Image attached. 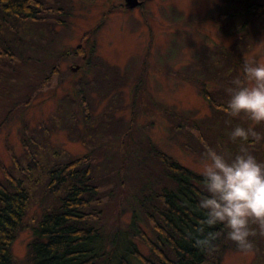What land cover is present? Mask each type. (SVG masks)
Here are the masks:
<instances>
[{
    "label": "rangeland",
    "instance_id": "rangeland-1",
    "mask_svg": "<svg viewBox=\"0 0 264 264\" xmlns=\"http://www.w3.org/2000/svg\"><path fill=\"white\" fill-rule=\"evenodd\" d=\"M70 1L68 16L62 11L46 14L27 31L17 28L6 37L22 55L12 62L11 94L0 95L3 183L19 177L20 170L26 179L29 151L49 162L80 159L91 152L97 196L102 197L95 211L107 208L106 217L117 215L123 224L133 204L140 226L153 238L136 201L142 188L151 185L150 193L156 195L163 184L153 149L198 173L206 148L230 159L243 144L264 164V123L224 111L229 89L237 87L233 81L253 83L247 80L245 64H264V0H256L260 10L233 15L235 23L247 22L236 26L237 31L226 16L237 11L240 0H140L132 9L124 7V0ZM51 2L64 6L69 0ZM241 36L245 41L236 44ZM83 95L88 97L83 98L84 108ZM85 107L91 119L84 128ZM237 126L258 135L233 142L230 133ZM84 134L96 141L78 137ZM36 173L37 179L27 182L30 202L10 246L12 264H29L31 226L44 203L52 204L46 195L41 197L46 173ZM102 218L104 223L107 218ZM249 228L256 235L249 238L253 249L248 253L227 238L225 228L218 264H264V236L257 224ZM138 245L147 252L141 241Z\"/></svg>",
    "mask_w": 264,
    "mask_h": 264
},
{
    "label": "trees",
    "instance_id": "trees-1",
    "mask_svg": "<svg viewBox=\"0 0 264 264\" xmlns=\"http://www.w3.org/2000/svg\"><path fill=\"white\" fill-rule=\"evenodd\" d=\"M51 1L0 0L2 97L9 90L6 98L11 94L10 76L15 75L10 71L16 66L12 62L16 57L21 60L22 55L13 49L7 35L17 33V28L27 31L31 22L40 21L46 14L60 15V11L61 15L70 14V0L64 6H55ZM255 4L256 0H240L237 11H229L226 18L232 21V29L234 26L237 31L238 26L240 28L247 23H235L237 19L233 15L260 10L261 6L255 7ZM65 22L61 20L58 23L62 25ZM244 37H238L235 43L245 41ZM84 97L86 95L81 98L83 108L87 102ZM77 119L80 121L79 117ZM90 119V108L89 111L86 108L82 120L84 128ZM74 122V119L71 120L70 126ZM85 136L78 135L95 140L92 135L89 138ZM152 151L155 152V165L163 184L158 186L156 195L150 193L151 185L144 191L142 188L136 201L143 219L154 234L153 238L140 226V216L133 204L130 205V218L123 224L117 215L106 217L107 208L95 211L102 197L97 196V166L91 152L84 153L80 159L74 157L63 162L52 159L49 162L46 159L37 160L29 151L26 155L30 158L25 166L26 179H22L23 171L20 170L19 177L10 178L7 183L0 180V264L13 263L10 246L17 231L22 228L31 197L27 182L33 176L37 179L36 171L47 175L46 188L41 197L46 195V201L52 199V204L44 203L31 226L32 237L26 253L29 264H206L208 261L218 264L220 253L217 250L220 243L223 244L225 228L223 224L207 226L203 223L205 215L199 206L201 198L206 195L202 173L165 153ZM17 172L19 175V170ZM102 217L107 218L104 223ZM209 233L216 235L213 247L206 249L198 246L197 241L203 240ZM138 241L146 246V253L139 249Z\"/></svg>",
    "mask_w": 264,
    "mask_h": 264
},
{
    "label": "clouds",
    "instance_id": "clouds-1",
    "mask_svg": "<svg viewBox=\"0 0 264 264\" xmlns=\"http://www.w3.org/2000/svg\"><path fill=\"white\" fill-rule=\"evenodd\" d=\"M247 80L253 82L243 86L239 79L233 81L237 86L229 89L230 99L224 111L232 117L243 114L254 124L264 123V64L252 66L245 64ZM251 129L237 126L230 133L233 142H246L249 136L257 137ZM204 191L200 200L204 211L203 223L207 226L223 224L228 230L227 238L233 241L244 253L253 249L249 239L256 233L250 231V224H257L260 235L264 236V164L241 144L239 154L227 158L212 148H206L203 157ZM216 239L209 233L197 245L206 249L213 247Z\"/></svg>",
    "mask_w": 264,
    "mask_h": 264
},
{
    "label": "water",
    "instance_id": "water-1",
    "mask_svg": "<svg viewBox=\"0 0 264 264\" xmlns=\"http://www.w3.org/2000/svg\"><path fill=\"white\" fill-rule=\"evenodd\" d=\"M141 1L139 0H124V5L126 8H134L135 6L140 5ZM75 69V68H74Z\"/></svg>",
    "mask_w": 264,
    "mask_h": 264
},
{
    "label": "flooded vegetation",
    "instance_id": "flooded-vegetation-1",
    "mask_svg": "<svg viewBox=\"0 0 264 264\" xmlns=\"http://www.w3.org/2000/svg\"><path fill=\"white\" fill-rule=\"evenodd\" d=\"M141 4H142V3H141ZM141 4H140V5H141ZM92 45H93V44H91V46H92ZM71 68H72V67H71Z\"/></svg>",
    "mask_w": 264,
    "mask_h": 264
}]
</instances>
